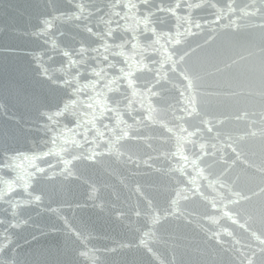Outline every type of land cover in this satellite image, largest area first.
I'll return each instance as SVG.
<instances>
[{"label": "water", "instance_id": "obj_1", "mask_svg": "<svg viewBox=\"0 0 264 264\" xmlns=\"http://www.w3.org/2000/svg\"><path fill=\"white\" fill-rule=\"evenodd\" d=\"M264 0H0V264H264Z\"/></svg>", "mask_w": 264, "mask_h": 264}, {"label": "clouds", "instance_id": "obj_2", "mask_svg": "<svg viewBox=\"0 0 264 264\" xmlns=\"http://www.w3.org/2000/svg\"><path fill=\"white\" fill-rule=\"evenodd\" d=\"M261 191H264V186L261 187Z\"/></svg>", "mask_w": 264, "mask_h": 264}]
</instances>
